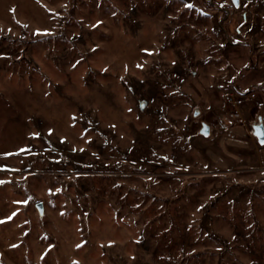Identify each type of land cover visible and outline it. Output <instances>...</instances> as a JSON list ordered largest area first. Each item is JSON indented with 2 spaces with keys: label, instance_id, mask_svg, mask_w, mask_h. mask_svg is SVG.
<instances>
[{
  "label": "rangeland",
  "instance_id": "374dc122",
  "mask_svg": "<svg viewBox=\"0 0 264 264\" xmlns=\"http://www.w3.org/2000/svg\"><path fill=\"white\" fill-rule=\"evenodd\" d=\"M259 117L264 0H0V264H264Z\"/></svg>",
  "mask_w": 264,
  "mask_h": 264
},
{
  "label": "water",
  "instance_id": "95a60500",
  "mask_svg": "<svg viewBox=\"0 0 264 264\" xmlns=\"http://www.w3.org/2000/svg\"><path fill=\"white\" fill-rule=\"evenodd\" d=\"M234 5H237V0H233ZM197 113H195L196 115ZM259 123L255 124L252 126L253 129V135L256 138L257 142L259 144H263L264 143V127L261 123V118H258ZM199 133L203 136H207L209 134V126L206 125L205 123H201V128L199 130ZM37 209L39 214L42 213V209H41V205L38 204L37 205Z\"/></svg>",
  "mask_w": 264,
  "mask_h": 264
},
{
  "label": "snow or ice",
  "instance_id": "6c2138e0",
  "mask_svg": "<svg viewBox=\"0 0 264 264\" xmlns=\"http://www.w3.org/2000/svg\"><path fill=\"white\" fill-rule=\"evenodd\" d=\"M37 135H38V133H37ZM0 183H3V181H0ZM24 203H27V201H24Z\"/></svg>",
  "mask_w": 264,
  "mask_h": 264
}]
</instances>
